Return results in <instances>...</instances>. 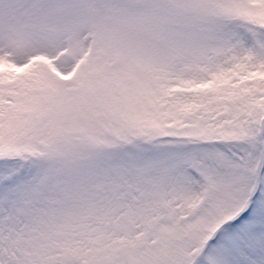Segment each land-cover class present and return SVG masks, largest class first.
Segmentation results:
<instances>
[{
	"label": "snow or ice",
	"instance_id": "obj_1",
	"mask_svg": "<svg viewBox=\"0 0 264 264\" xmlns=\"http://www.w3.org/2000/svg\"><path fill=\"white\" fill-rule=\"evenodd\" d=\"M0 264H264V0H0Z\"/></svg>",
	"mask_w": 264,
	"mask_h": 264
}]
</instances>
